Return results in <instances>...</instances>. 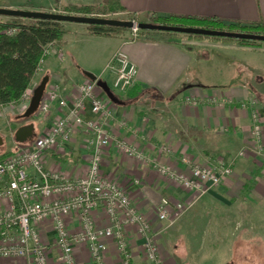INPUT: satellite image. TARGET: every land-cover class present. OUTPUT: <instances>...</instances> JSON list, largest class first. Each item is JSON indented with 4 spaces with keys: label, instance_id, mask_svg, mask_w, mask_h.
<instances>
[{
    "label": "crops",
    "instance_id": "0c3cea01",
    "mask_svg": "<svg viewBox=\"0 0 264 264\" xmlns=\"http://www.w3.org/2000/svg\"><path fill=\"white\" fill-rule=\"evenodd\" d=\"M66 1L75 4L73 0ZM119 1L125 13L141 20L155 14L212 17L226 23L264 21V0ZM3 6L60 10L55 0H8ZM63 26L66 32L62 40L52 45L26 90L29 101L21 108L14 109L10 105L4 108L3 118H7V123L16 120L15 131L33 124L32 136L25 142L15 138L13 141L11 132L2 127L0 133L8 136V148L0 154V160L17 147L33 145L38 136L54 124L63 113L57 99L76 97L77 84L89 79L85 72H99L100 79L109 86L113 74L105 66L120 50L136 65L137 76L126 91L114 93L119 102L111 101L101 88L96 89L109 99L112 118L106 121L107 129L148 158L177 172L188 173L190 164L203 166L222 162L232 168L231 176L198 196L167 181L151 165L125 155L115 146L105 149L102 174L127 190L137 209L151 223L158 253L165 264H199V259H186L185 253L198 252L200 245L225 246L227 257L218 264H229L236 259L239 247L264 245V43L247 45L204 36L187 43L161 31L129 40L123 33L93 35L87 25L64 22ZM96 36L100 39L98 48L89 42ZM90 61L97 63L91 65ZM45 76L48 80L42 98L55 92L57 99L47 112L37 110L27 121H21L34 89ZM251 99L256 100L259 110L262 152L257 151L252 138L250 112L242 106ZM85 116L91 117L90 112L86 111ZM120 120H124L126 126L122 127ZM35 126L37 134L33 138ZM85 137L83 129H76L67 145L46 152L45 169L59 170L68 176L83 174L90 154L82 145ZM31 138L33 140L26 143ZM240 150H244L242 155L238 154ZM162 198L182 199L189 206L169 225L157 219V205ZM94 220L99 227L108 225L102 210L94 213ZM77 227V221L69 217L70 231ZM40 232L48 246V264H61L57 260L52 224L43 223ZM242 232L255 236V241L239 237ZM125 236L129 263L149 264L142 255V239L136 229L125 228ZM74 256L77 264H92L87 248L82 245L74 248ZM17 261L1 259L0 264ZM104 262L122 264L113 239H108ZM202 264L213 263L207 260Z\"/></svg>",
    "mask_w": 264,
    "mask_h": 264
},
{
    "label": "built area",
    "instance_id": "2783aa9c",
    "mask_svg": "<svg viewBox=\"0 0 264 264\" xmlns=\"http://www.w3.org/2000/svg\"><path fill=\"white\" fill-rule=\"evenodd\" d=\"M132 29L135 32L138 30L136 27ZM16 31L17 28L3 30L8 35ZM52 45L48 44L44 49L39 67L49 55ZM105 69L113 74L112 88L109 86L113 93L126 91L137 76L136 65L120 50L111 57ZM98 79L100 77L96 76L77 84L79 94L76 97L57 99V94L51 92L48 98H41L38 111L47 112L57 99L62 115L38 136L33 145L17 147L0 160V260H19L9 264H48L49 250L42 241L40 228L43 223L50 222L54 246L58 250L57 260L61 264H77L74 256L77 245L87 248L92 264H105L108 239L116 243L122 264H130L125 236V228L129 226L134 227L142 239L144 259L149 264H165L158 253L151 223L137 209L128 191L101 172L103 153L111 146L129 157L146 162L167 181L198 196L208 193L231 176L230 164L222 162L203 166L190 164L188 173L177 172L117 138L106 127L112 112L109 99L96 92L100 88L97 86ZM27 101L29 95L25 91L9 105H25ZM242 106L250 112L252 138L257 151L262 152L257 102L251 99ZM4 108L0 105V113ZM86 111L91 117L86 118ZM119 122L122 127L126 126L124 120ZM76 129H83L86 133L82 142L84 148L90 151L86 171L68 176L59 170L45 169V153L67 145ZM243 152L240 150L238 154ZM188 206L182 199L171 201L162 198L157 205V219L170 225ZM97 210H102L107 216L108 225L99 227L95 224L94 213ZM69 217L77 221L78 227L74 231L68 228Z\"/></svg>",
    "mask_w": 264,
    "mask_h": 264
},
{
    "label": "trees",
    "instance_id": "16d2710c",
    "mask_svg": "<svg viewBox=\"0 0 264 264\" xmlns=\"http://www.w3.org/2000/svg\"><path fill=\"white\" fill-rule=\"evenodd\" d=\"M104 11L123 12L125 8L119 0H105ZM74 9V8H73ZM92 8L85 7L74 9L87 14ZM95 13V12H93ZM128 19H134V14H128ZM126 18V19H127ZM153 24L202 27L213 30H228L251 34H264V21L252 23L230 22L226 23L217 18H195L189 16H157L151 14L147 20ZM6 28H17V31L8 35L3 32ZM89 33L97 36H114L127 30L122 27H109L103 25H87ZM66 30L63 22L43 19H27L10 17L5 21L0 20V105L7 106L17 101L27 90L37 71L40 60L43 58L44 49L48 44H55L62 40ZM157 31L139 30L137 37L152 36ZM165 34H171L165 32ZM200 37V36H195ZM203 37V36H201ZM207 38L219 39L214 36ZM224 39H234L225 38ZM240 44H259L260 41L234 39Z\"/></svg>",
    "mask_w": 264,
    "mask_h": 264
},
{
    "label": "water",
    "instance_id": "95a60500",
    "mask_svg": "<svg viewBox=\"0 0 264 264\" xmlns=\"http://www.w3.org/2000/svg\"><path fill=\"white\" fill-rule=\"evenodd\" d=\"M0 16L13 17V18H27V19H43V20H54L59 22H71V23H82L86 25H103L109 27H122L126 29L138 28L140 30H150V31H161L168 33H178L187 35H197V36H214V37H225L234 39H246V40H256L264 41V34H251L237 31L228 30H213L202 27H190V26H172V25H162L153 24L150 22H134L133 20H122L115 18H104L88 15H77V14H66V13H55V12H45V11H35L26 9H16L0 7ZM85 74L91 78L95 79L96 76L90 72H85ZM48 77L45 76L38 86L33 91L29 105L23 117L28 118L34 114L39 106L40 100L42 98ZM97 86H99L106 96L113 102H119L116 95L110 90L107 83L101 79L97 80ZM33 124H26L19 127L15 133L14 138L18 142H25L32 136ZM3 144V139L0 137V145Z\"/></svg>",
    "mask_w": 264,
    "mask_h": 264
},
{
    "label": "rangeland",
    "instance_id": "374dc122",
    "mask_svg": "<svg viewBox=\"0 0 264 264\" xmlns=\"http://www.w3.org/2000/svg\"><path fill=\"white\" fill-rule=\"evenodd\" d=\"M7 1L8 0H0V7H5L3 5ZM73 1L75 2V4H70L66 0H55L56 6L59 7L60 10H58V11L40 10V11L55 12V13H66V14H77V15H88V16L115 18V19H122V20H133L134 22H140L141 21V19H138L136 16H133V17H135L134 19H128L127 16H129V15L127 13H125L124 11L123 12L104 11L103 3L105 0H93V1L92 0L91 1H89V0H73ZM86 2H88V3H86ZM85 7L92 8L91 11H93L95 13L90 12L87 14H83L82 12H79V11H72L74 9H80V8H85ZM16 9H21V8H16ZM26 10H29V9H26ZM8 18H10V17L0 16V20H2V21L7 20ZM73 24H77L78 26H86V24H82V23H73ZM139 30L140 29L136 30V32H135V30H133L131 28V29H127V30L123 31L122 33L124 34V36L130 38V37L135 36V33H136V35H138ZM167 35H169V34H167ZM170 36H174L176 38H179L183 42H187V43L188 42H194V40H199L197 38H203L201 36L195 37L196 35H187V34H178V33H171ZM217 38H219V40L224 39V37H217ZM99 40L100 39L96 36V37H92L89 42L93 43L92 47L98 48L99 47V44H98ZM200 40H204V39H200ZM228 40L234 41V39H228ZM262 43H264V41H262ZM89 63L91 65H95L97 62L92 63V61H90ZM92 71H89V72L94 74L95 76L99 75L98 74L99 72H97V71L92 72ZM104 77H107V76H104ZM207 77L210 78L209 75H207ZM107 80H110V77H108ZM110 83L111 82H109L108 84L111 87ZM115 92H117V91H115ZM13 107H14V109H16L17 107L21 108L22 105L13 106ZM4 114H5V109H3V111L0 113V129H2V127L5 128L6 130L8 129L11 132L10 137H12L13 141H15L14 140V132H15V129L17 128L16 120L12 119V120H9L7 123V120H6L7 118L6 119L3 118ZM20 120L21 121H24V120L27 121V118L20 117ZM36 134H37V128L35 126L33 138L36 136ZM0 137L3 139V144L0 146V154H1L3 151H5L8 148V146H7L8 136L4 133H0ZM33 138L28 140V142H26V143H30L33 140ZM14 145H15V143H14ZM17 146H21V145H17ZM198 166H200V165H198ZM255 232H257V229L253 230L254 234H255ZM240 236L247 238V240H254L255 241L254 235H253L254 237H252L251 235L247 236V235H245V233L243 234V232H242V235H239V237ZM250 236L252 237V239L250 238ZM263 244H264V238H263ZM197 249H198V252H194V253L186 252L185 258L186 259L192 258L195 260L199 259L197 262L199 264L205 263L207 260L211 261L213 264H218L222 261H225V257H227V253H226L227 248L223 245H216V246L200 245L197 247ZM229 264H264V245H248L246 247L245 246L239 247V251L237 252L236 259L233 260Z\"/></svg>",
    "mask_w": 264,
    "mask_h": 264
}]
</instances>
